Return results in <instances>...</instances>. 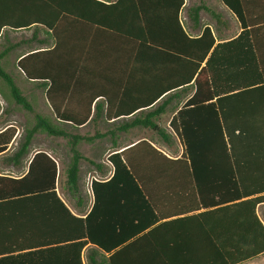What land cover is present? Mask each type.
Here are the masks:
<instances>
[{"label": "trees", "instance_id": "trees-1", "mask_svg": "<svg viewBox=\"0 0 264 264\" xmlns=\"http://www.w3.org/2000/svg\"><path fill=\"white\" fill-rule=\"evenodd\" d=\"M75 1L51 0L56 7L51 15H36L23 22L0 21V34L6 26L29 28L39 23L53 29L56 46L28 53L18 65L28 79L38 80L40 87L49 86L47 96L57 119L81 126L91 117L92 101L90 109L82 113L61 111L57 96L61 65L55 62L49 66L47 61L60 55V29L78 16ZM125 1L137 12V22L129 23L123 32L150 44L156 51L153 56L168 60L180 56L189 65V77L182 82L194 81L195 94L170 123L183 147L182 155L170 157L148 140L112 154L113 176L93 180L94 206L85 217H79L58 194L57 162L48 153L38 152L24 176L0 175V201L55 204L65 214L67 234L13 241L11 246L3 241L0 264H20L25 259L85 264L82 252L90 244L94 247L88 250V264H241L264 253V221L259 213L264 205V0H222L237 17L241 32L220 43L210 27L200 37H190L180 20L185 0H177L173 33L180 47H160L152 37L155 15L145 13L151 0H121ZM165 1L170 7L171 0ZM204 8H194L196 23H200ZM7 53L8 49L0 52V78L15 103L35 120L26 130L17 155L26 154L37 133L70 137L73 157L68 185L72 192H78L80 164L86 158L79 144L95 138L73 134L36 111L3 66ZM181 86L162 88L145 106ZM167 103L165 99L129 126L150 128L170 142V135L156 121ZM16 132L15 127L0 132V154L8 149ZM176 194L180 195L179 203L171 205ZM167 199L171 201L164 206ZM20 250L28 251L14 255ZM50 253L55 256L50 258Z\"/></svg>", "mask_w": 264, "mask_h": 264}, {"label": "crops", "instance_id": "crops-1", "mask_svg": "<svg viewBox=\"0 0 264 264\" xmlns=\"http://www.w3.org/2000/svg\"><path fill=\"white\" fill-rule=\"evenodd\" d=\"M98 1L109 6L88 0L75 1L74 8L78 16L69 19L66 26L60 29V55L47 60L49 66L55 62L61 65L57 95L61 111L82 113L90 109L89 104L92 101V114L86 124L77 126L69 120L58 119L60 126L69 132L95 138L89 142L92 157H87L82 152L80 145L84 141L79 144V149L86 158L80 164L78 192H72L68 185V168L73 157L70 137L53 136L58 138V141L53 143L51 139L38 141L37 136L40 133H37L26 154L17 155L25 136L20 119L27 117L25 112L28 111L15 103L6 83L0 79V132L10 127H15L17 130L8 149L0 154V175L24 176L38 152L48 153L58 165V194L73 214L79 217H85L95 203L93 191L89 200L83 195L81 185L83 162L86 160L96 162V164L91 162L93 166L88 171L92 190L94 179L108 180L113 176L114 166L109 157L135 146L142 140L150 141L170 157H180L183 147L170 123L196 90L194 81L191 84L182 82L189 77L190 69L180 56L172 57L170 60L166 57L153 56L156 51L151 49L150 44L140 42L123 32L129 23L137 22L135 14L137 12L129 8L127 1ZM151 1L146 6L145 13L155 15L153 16L155 30L152 37L160 43V47L165 45L180 47L179 38L173 33L177 0H171L170 7L165 0ZM198 6L205 7L200 12V23L195 21L194 8ZM53 8L56 7L52 6L51 0H0V21L23 22L36 15H51L56 12ZM180 20L190 37H200L204 30L210 27L216 43L231 40L241 32L237 17L222 0H185L180 12ZM53 33V29L38 23L29 28L6 26L0 34V52L8 49V53L2 59L3 66L16 81L27 80L32 92L27 93V96L35 110L40 113L43 109L54 113L47 96L49 86L40 87L38 80L28 79L18 64L28 53L53 49L57 44ZM186 44L189 51L190 45ZM72 68L74 72H71ZM168 85L182 86L167 92L152 106H145L154 95ZM165 99L168 100L165 112L158 116L156 121L166 129L170 135V142H165L150 128L140 125L129 126L133 120L143 118L148 112L156 109ZM88 127L91 133H82V130ZM175 196L171 205L179 203L180 195ZM170 201L165 200L164 206ZM58 208L51 203L0 201V244L5 241L4 243H9L7 245L11 246L13 241L66 236L68 228L66 217ZM92 247L94 246L90 244L82 252L85 264H88V250ZM26 251L28 250H20L14 255L25 254ZM105 255L109 256V254ZM47 256L53 258L55 255L50 253ZM66 262L54 259L44 262L25 259L20 264H67ZM69 264L73 263L70 261ZM241 264H264V253Z\"/></svg>", "mask_w": 264, "mask_h": 264}, {"label": "rangeland", "instance_id": "rangeland-1", "mask_svg": "<svg viewBox=\"0 0 264 264\" xmlns=\"http://www.w3.org/2000/svg\"><path fill=\"white\" fill-rule=\"evenodd\" d=\"M2 79V78H0ZM4 81V80H3ZM18 85L22 88V90L25 92V94L27 93H32L31 92V86L28 85V82L26 79H19L17 81ZM11 102H13L11 100ZM14 103V102H13ZM41 107V106H39ZM42 113L46 116H48L49 118H51L54 123H56L57 126L61 127L60 126V123L58 121V119L55 117L54 113L52 112H46L44 111V109L42 110ZM25 114L27 115V117H22L20 120V124L22 126V128L24 129V132L23 133H26V130L32 125V122H34V117L32 114H30L29 112H25ZM82 133L84 134H89L91 133V129L88 127V128H85L84 130H82ZM40 139H46V140H50L55 143L58 141V138H54L53 136L50 137L48 134H45V133H40L38 134L37 136V140L39 141ZM80 148L82 150V152L87 156V157H92L93 154L91 152L92 148H91V145L89 142H83L81 145H80ZM92 164L89 160H86L83 162V172H82V182H81V185H82V191H83V195H85L87 197V199L89 200L90 196L92 195V190H91V185H90V182H91V177L88 176V171L92 168ZM259 212H260V215L262 217V219L264 220V206H261L260 209H259Z\"/></svg>", "mask_w": 264, "mask_h": 264}]
</instances>
